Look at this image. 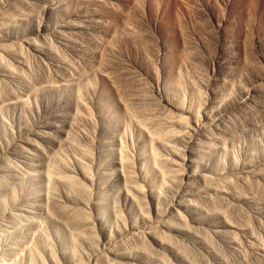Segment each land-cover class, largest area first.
<instances>
[{
	"label": "rangeland",
	"instance_id": "rangeland-1",
	"mask_svg": "<svg viewBox=\"0 0 264 264\" xmlns=\"http://www.w3.org/2000/svg\"><path fill=\"white\" fill-rule=\"evenodd\" d=\"M0 264H264V0H0Z\"/></svg>",
	"mask_w": 264,
	"mask_h": 264
}]
</instances>
